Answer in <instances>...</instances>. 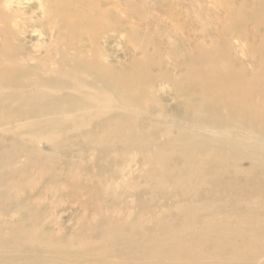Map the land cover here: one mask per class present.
<instances>
[{"label": "rangeland", "instance_id": "1", "mask_svg": "<svg viewBox=\"0 0 264 264\" xmlns=\"http://www.w3.org/2000/svg\"><path fill=\"white\" fill-rule=\"evenodd\" d=\"M66 1L76 17L72 22L64 14L68 13L67 4L64 8L59 6L53 9L57 15L48 16L41 12L44 0H0V74H13L10 81L18 84L15 87L18 93L34 90L37 82L65 87L55 91L60 95L63 107L56 111L51 109L49 115L38 117L41 129L54 134L61 143L57 146L50 144L53 142L40 140L37 132H25L24 125L30 117H19L17 114L21 112V115L30 116L28 111L33 100L24 98L11 104L8 108H16L13 120L4 117L7 108H0V153L6 148L5 169L9 165L13 167L27 161L30 165L29 169L8 177L11 180L23 176L27 170L28 175L23 176L21 181L26 182L30 189L22 190L18 198L12 192H7L0 201L8 210L1 216L7 220L24 216L25 212H17L14 203L28 200L33 190L37 192L43 186L52 187L54 184L45 177L55 172L61 175L56 182L59 187L54 193L56 198L41 199L42 214L36 228L39 226L43 232L54 233L59 238H70L74 229L81 227L76 226V216H99L96 209L103 216L127 218L131 222L142 221L148 229L156 228L152 218L164 213L169 215L167 217L173 224H178L183 216L173 207L181 204L199 206L213 196L216 185L223 189L216 194L222 203L214 220L219 232L217 239L222 241L230 235L235 222L241 221L243 227H248L252 221L241 220L231 197L234 187H237L235 192L238 196L246 195L251 187L252 176L249 175L253 173L245 171V164L230 167L215 180H205L197 190L188 187L185 189L188 194L183 190H172L155 182L162 171L158 172L148 164L146 152L135 146L132 134L126 127H118L124 137L120 138L114 130L108 138L105 132H109V128L105 130L103 124L111 114L132 116L135 113L139 127L151 136L150 149H156L164 142V133L173 135L184 130L172 127L176 122L181 123L179 115L192 113L190 99L194 96V90L186 89L178 82L187 65L177 56L172 59L169 55V50L180 35L181 39L184 36L186 42L189 41L188 50L200 44L208 48V53L211 51V55L206 57L209 61L204 71L209 72V68L217 70L216 65H220L230 68L236 78H239L237 72L242 79L250 77L251 73L257 76L264 61L258 58V62L253 64L249 55L252 52L243 45L240 37L236 33H223V18L227 13L217 10L214 2L223 1L238 6L235 2L240 1L253 8L258 18L249 23L256 30L260 27V33L264 36V0ZM198 12L200 14L197 16ZM158 30H164L166 34L162 35ZM157 54L161 56L160 62L156 61ZM149 60L152 64L146 65ZM7 65L14 68L5 71ZM59 65L69 68L67 73H74L75 79L69 80L66 73L53 74L61 68ZM255 65L259 67L255 68ZM29 68H32L31 74L26 72ZM129 68L132 71L141 68L150 71L140 75L139 80L134 78L126 82ZM221 72L216 71L217 75H221ZM105 79L110 81L108 91L116 85L120 86L118 90H121L122 99H114L105 107L98 108L92 105L94 97L91 96L102 89L101 83L105 86ZM260 83V89L264 90V76L260 77ZM142 91L147 93L149 101L133 110L129 106L131 104H126V97L133 99ZM204 107L209 112L203 119L206 130L213 129L209 126L216 123L231 132L218 135L225 138L227 146L234 143V146L228 147L230 150L225 151L237 152V156H241V153L254 149L252 128L255 125L251 123L248 104L240 107L243 113L240 108L232 112L237 115L226 109L216 111L207 103ZM188 123L187 120L183 122L186 127L190 126ZM133 125L137 126V123L133 122ZM28 133L30 135L26 136ZM234 134H237V140ZM35 150H39V153H35ZM248 161V164H256L252 158ZM258 162L255 172L260 174L264 183V166L260 160ZM176 163L181 167L179 161ZM181 172L187 171L181 168ZM57 200L60 201L58 204L52 208L48 206V202ZM260 211L258 215L264 216ZM202 215L201 210L196 212V216ZM32 216L38 215L33 213ZM254 218L257 220V215ZM259 228L264 229V222ZM236 240L239 244L243 242L240 236ZM195 247L201 252L198 258L201 264H224L214 261L216 255L209 238L207 244ZM211 251L214 253L211 254ZM123 257V252L117 250L103 260ZM219 257L225 261L231 259L226 253ZM250 257L251 264H264V247L253 251ZM87 258L98 260L101 256L93 251V254H87ZM71 259V262H76V258ZM244 263L245 260L241 258L234 261V264Z\"/></svg>", "mask_w": 264, "mask_h": 264}, {"label": "bare ground", "instance_id": "2", "mask_svg": "<svg viewBox=\"0 0 264 264\" xmlns=\"http://www.w3.org/2000/svg\"><path fill=\"white\" fill-rule=\"evenodd\" d=\"M8 0H5L7 2ZM234 1V0H232ZM237 1L238 6L228 5L226 2L216 1V9L223 12L225 17L223 22V33H236L243 42V45L248 46L250 51V59L254 63L264 61V36L260 33L261 28L256 30V27L249 23L257 21L258 14L253 13L254 9L247 7L243 2ZM229 3V2H228ZM66 0H44L41 12L48 16L57 15L54 12L56 7H65ZM230 4V3H229ZM64 13L67 15L69 22H72L76 17L68 8ZM200 12L197 13V16ZM255 14V15H254ZM195 18L196 15L194 14ZM215 17H217L214 14ZM60 17V15H59ZM197 19V18H196ZM249 23V24H248ZM204 26L208 23H201ZM246 24H248L246 26ZM158 33L164 35V30H158ZM180 35L175 41L174 46L169 50V55L173 59L176 56L181 59L186 65V70L179 76L178 82H181L186 89L194 90L193 98L190 99L191 111L179 115L181 123H175L172 127L181 130L177 134L169 135L164 133V142L157 146L156 149H150L151 143L150 134H146L138 125L135 113L132 116H124L122 114H111L108 121L103 124L106 130L105 137L110 138L115 130L120 138L124 137L123 131H118V127L124 126L127 131L132 134V139L135 146L146 152L148 164L153 169L161 170L162 173L155 182L164 185L169 189L184 191L187 193L188 187L197 190L205 180H215L221 177L227 169L233 166L246 165V172L253 173L250 176L252 180L251 187L244 196L236 195L237 187H234V192L231 195L232 201L235 202L236 211L241 220L252 221L248 227H243L242 222H235L230 235L222 241L217 239L219 235L218 229L215 226L216 211L221 208V201L216 197V194L222 191L220 185L213 187L215 193L207 198L199 206L192 204H181L174 206L183 218L178 224H173L167 214L157 215L152 218V222L156 228L144 227V222H131L127 218H114L113 216H103L99 209L96 212L99 216H76L78 225L74 229L73 236L70 238H59L54 233L43 232L36 228V223L41 219L42 204L41 199L56 198L55 192L59 189L56 184L60 174L52 172L45 177L54 185L52 187L43 186L37 192L29 194L28 200L17 201L14 203L17 212L24 211L25 214L20 219L7 220L1 216L7 207L0 201V264H163L170 261L171 264H201L198 258L201 252L195 246L198 244H207L208 238L214 247L216 262L224 264H234L237 258L245 260L244 264H251L252 258L250 255L253 251L264 247V229H260V224L264 222V216H259L264 213V183L261 180L260 174H257L258 161L264 166V90L260 89V77L264 76V66L259 71L258 75L251 73L250 77L242 79L237 72V77L232 75L230 68L226 69L220 65H216L217 70L211 68L209 72L204 71L207 61L208 48L195 44L197 46L188 50L189 41L186 42L185 37L181 39ZM194 46V44H193ZM190 47V46H189ZM156 61H161V56H155ZM155 63V62H154ZM152 62L149 60L148 64ZM7 65L5 71L14 68ZM55 75L65 74L69 80L75 79L76 75L72 72L67 73L69 68L65 65L61 66ZM239 67H243L240 65ZM259 65H255L258 68ZM138 69L132 71L127 70L125 81L139 80L140 75L148 74L150 69ZM253 70V67H252ZM216 71H222L221 75H217ZM27 74L32 73V68L26 70ZM253 72V71H251ZM57 73V74H56ZM78 74V73H77ZM13 74H0V108H7V120H13L14 110L16 108H8L11 104H16L19 99L33 100L32 106L29 108L27 115L17 114L19 117H30L29 121L25 122V132H37L40 134V140L53 142L52 146L61 144L56 136L42 128L38 123V117L42 114H50V110H59L63 107L60 102V95L55 92L65 88L57 84L46 85L44 82L35 83L37 87L31 91L17 92L15 89L18 84L10 81ZM103 83L102 89L96 94L93 92L91 97L92 105L98 108L105 107L114 99L121 98V90L119 85H116L113 90L108 91L110 81ZM221 80V81H220ZM220 81V82H217ZM29 83H24L27 85ZM51 90V91H45ZM110 90V89H109ZM51 92L50 94H48ZM16 93L18 95H14ZM126 104L133 110L138 106H144L149 101L147 93L142 91L133 99L126 97ZM207 103L216 111L229 110L231 114L242 107L243 104H248L251 111L250 119L255 127L252 128L253 150L241 153L237 156V152L233 153L227 146L225 138L218 137L219 134H231L230 130L215 125L209 126L213 129L206 130L203 126L204 116H207L204 104ZM241 113L243 109L240 108ZM237 117V116H236ZM64 119V118H62ZM126 119V120H125ZM187 120L189 127H186L183 122ZM137 123V126L133 125ZM179 134V135H178ZM30 133L26 134L29 136ZM237 140V134H234ZM25 136V137H26ZM117 136V135H116ZM154 140L156 139L152 136ZM241 137V136H239ZM188 138V142L186 139ZM251 140V139H250ZM237 147V145L235 146ZM6 148L0 153V200L4 198L7 192H12L14 197L18 198L22 190L30 189L26 182H22L21 178L28 175L25 170L23 176H17L9 180L8 177L19 174L24 169H29L28 161L22 165L5 169ZM39 153V150H35ZM244 154V155H243ZM252 158L256 163L248 164V159ZM176 161L181 163V167L177 166ZM258 162V163H257ZM14 165V163H12ZM181 168L186 169V173L181 172ZM167 169V170H165ZM165 170V171H164ZM43 173V172H42ZM189 175V176H186ZM5 182L3 185L2 183ZM197 191L193 192L195 194ZM188 194V193H187ZM93 200V199H92ZM60 201L48 202V206L52 208ZM14 207V206H12ZM40 208V209H39ZM201 210L203 215L196 216V212ZM36 213L38 216H32ZM257 215V220L254 216ZM149 222V221H148ZM8 232V233H7ZM7 233V234H6ZM240 236L243 240L241 244L237 242L236 237ZM120 250L124 257L112 261H104L113 252ZM93 251L100 254L98 260H88L87 254H93ZM214 253L213 251L210 252ZM229 254L231 258L225 261L220 255ZM76 258V262H71V258ZM237 257V258H236ZM104 259V260H103ZM190 261V262H189Z\"/></svg>", "mask_w": 264, "mask_h": 264}]
</instances>
